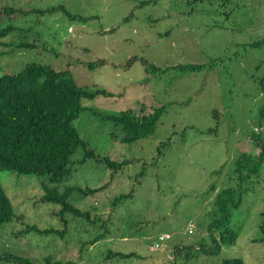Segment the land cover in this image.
I'll return each mask as SVG.
<instances>
[{
  "label": "rangeland",
  "instance_id": "374dc122",
  "mask_svg": "<svg viewBox=\"0 0 264 264\" xmlns=\"http://www.w3.org/2000/svg\"><path fill=\"white\" fill-rule=\"evenodd\" d=\"M0 3L64 4L85 18L72 20L63 11L19 17L15 25L27 29L0 39V74L29 61L50 63L69 68L80 86L113 93L83 99L86 108L74 124L95 156L85 157L79 147L71 175L57 184L59 191L73 188L69 201L85 214L61 216L59 204L40 202L46 176L0 172L15 211L0 225L2 255L36 264L48 257L71 264H222L225 257L264 264V241H254L264 220V184L257 179L247 184L242 203L231 207L236 243L209 254L200 250L223 229L210 231L220 217L214 202L221 190L237 185L238 157L258 152L254 127L264 138V42L258 43L264 39V0ZM15 41L37 45L3 54L10 49L3 43ZM97 59L106 63L86 65ZM127 109L138 115L161 109L155 131L125 141L127 131L113 116ZM162 143L168 144L160 153ZM104 157L121 167L110 168ZM166 234L171 237L160 241ZM0 264L20 263L1 258Z\"/></svg>",
  "mask_w": 264,
  "mask_h": 264
},
{
  "label": "trees",
  "instance_id": "16d2710c",
  "mask_svg": "<svg viewBox=\"0 0 264 264\" xmlns=\"http://www.w3.org/2000/svg\"><path fill=\"white\" fill-rule=\"evenodd\" d=\"M145 3V2H144ZM63 11L70 19H85L73 14L64 4L52 7H22L10 3H0V39L6 38L16 30L25 31L27 28L15 25L19 17L23 18L30 13L38 16L46 13ZM69 42V41H66ZM264 42V39L258 43ZM2 53L13 52L17 48H34L36 42L15 41L3 43ZM137 57L133 56L126 63L129 66ZM106 63L105 59H97L87 62L90 68L101 66ZM99 95L111 96L105 88L89 89L80 86L70 73L69 68L59 70L50 63L29 61L23 68L16 71H6L0 74V172L15 171L19 174L46 176L42 182L44 194L38 199L42 203H53L61 206L58 215H65L67 212L85 214L79 210L71 201L69 195L72 187L65 191H59L57 184L62 183L72 173L70 164L73 154L79 147L85 150V157L95 156L93 149H88V143L81 136L75 120L85 110L83 99H93ZM147 106L143 104L142 108ZM145 109V108H144ZM146 111V110H145ZM161 109L140 112L136 114L132 109H127L120 115L113 116L120 122L127 135L124 140L131 143L142 139L153 133L161 116ZM264 118V112L262 116ZM261 128L254 127L251 138L254 140L258 152L242 153L235 167L237 179L236 186H228L221 190L214 204L220 217L215 218L210 224V231L223 227L219 238L214 239L212 245H203L200 250L206 254L219 252L222 244L233 245L239 236L238 231L229 224L231 207L239 206L248 189L247 184L257 179L259 184H264V179L259 180L262 168L264 167V138L260 135ZM159 152L162 153V147ZM110 168L117 170L122 163L104 157ZM143 174V172H142ZM49 184H48V183ZM51 184V185H50ZM214 188V186H212ZM215 190V188H214ZM130 194H122L115 199V203L127 199ZM264 217V212H262ZM15 216L11 197L4 189L0 181V225L9 222ZM262 233L260 238L254 241H264V220L259 224ZM37 230L39 232H53L54 229H39L35 226H27L26 231ZM168 235V237L166 236ZM160 236L159 240L169 239L170 234ZM160 247V244H156ZM130 256L131 254H123ZM7 258L20 264H36L28 258L12 254L0 253V259ZM45 264H71L61 261H53L45 258ZM222 264H247L241 257H225Z\"/></svg>",
  "mask_w": 264,
  "mask_h": 264
},
{
  "label": "built area",
  "instance_id": "2783aa9c",
  "mask_svg": "<svg viewBox=\"0 0 264 264\" xmlns=\"http://www.w3.org/2000/svg\"><path fill=\"white\" fill-rule=\"evenodd\" d=\"M168 237V235H166Z\"/></svg>",
  "mask_w": 264,
  "mask_h": 264
}]
</instances>
